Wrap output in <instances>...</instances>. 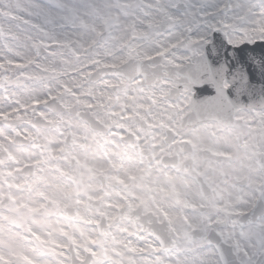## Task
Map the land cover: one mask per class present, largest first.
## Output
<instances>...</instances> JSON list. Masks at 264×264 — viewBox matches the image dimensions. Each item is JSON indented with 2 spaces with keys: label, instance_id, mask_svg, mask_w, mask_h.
Returning <instances> with one entry per match:
<instances>
[{
  "label": "snow or ice",
  "instance_id": "6c2138e0",
  "mask_svg": "<svg viewBox=\"0 0 264 264\" xmlns=\"http://www.w3.org/2000/svg\"><path fill=\"white\" fill-rule=\"evenodd\" d=\"M0 264H264V0H0Z\"/></svg>",
  "mask_w": 264,
  "mask_h": 264
}]
</instances>
